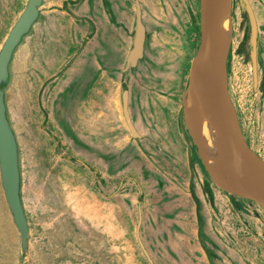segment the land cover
Returning a JSON list of instances; mask_svg holds the SVG:
<instances>
[{
	"label": "rangeland",
	"instance_id": "obj_1",
	"mask_svg": "<svg viewBox=\"0 0 264 264\" xmlns=\"http://www.w3.org/2000/svg\"><path fill=\"white\" fill-rule=\"evenodd\" d=\"M127 1L130 17L122 23L128 37L111 30L105 53L113 38L125 51L131 48L135 0ZM138 1L147 32L144 60L121 81L140 104L131 111L139 142L122 115L121 85L100 69L99 41L89 47L93 74L104 81L94 87L98 101L90 114L80 102L86 81L80 69L88 60L82 56L68 72L71 85L60 101L59 71L47 75L38 64L47 41L37 26L16 48L4 92L29 238L22 257L0 181V264H149L138 243L139 214V237L153 264H264V209L214 185L183 119L182 97L200 43L199 0ZM247 1L264 22L259 1ZM13 4L0 15V48L19 16ZM230 22L228 90L243 139L264 160V84L252 76L240 0H232ZM72 36L59 40V53L72 41L77 54L84 48ZM122 68L111 70V78L121 79ZM107 151L106 166L101 155Z\"/></svg>",
	"mask_w": 264,
	"mask_h": 264
},
{
	"label": "water",
	"instance_id": "obj_2",
	"mask_svg": "<svg viewBox=\"0 0 264 264\" xmlns=\"http://www.w3.org/2000/svg\"><path fill=\"white\" fill-rule=\"evenodd\" d=\"M250 17L253 34L256 33L254 15L247 0H240ZM264 5V0H259ZM42 0H27L23 11L10 28L0 48V181L4 199L12 222L20 236L19 249L27 255L29 228L21 198V172L16 136L7 116L4 85L9 79V65L16 48L28 36L39 18ZM200 43L192 59L187 87L182 97L183 119L197 148L200 162L211 181L220 190L253 202L264 209V185H250L242 172V165L258 169L264 175V161L248 146L242 137L237 114L228 90L227 56L218 47L217 40L225 16H231L232 0H199ZM136 30L127 67L135 66L142 58L145 30L141 22L140 4L136 0ZM207 71L213 77V93L202 95L200 86ZM123 116L133 138H138L128 112V92L122 94ZM196 106L193 120L187 121L185 111ZM217 122L221 135L217 172L208 168L206 146L201 135L203 121ZM141 214L137 225V238L149 264H153L139 237Z\"/></svg>",
	"mask_w": 264,
	"mask_h": 264
},
{
	"label": "crops",
	"instance_id": "obj_3",
	"mask_svg": "<svg viewBox=\"0 0 264 264\" xmlns=\"http://www.w3.org/2000/svg\"><path fill=\"white\" fill-rule=\"evenodd\" d=\"M26 3L27 0H14L12 7L19 11L17 13L20 15ZM9 5L10 0H0V15L7 11ZM39 10V18L34 27L37 26L39 34L46 39L47 43L42 48L43 52H38L42 54V56H38V64H40L43 71H47V75H52L48 72V69L59 71L55 77L58 80L56 84L59 90L57 100H59L64 96V94H60L63 91L62 89L71 85V77H69L68 72L72 70L71 68L82 56L84 60L88 61L84 63V68L80 70H84L86 78L91 74L93 70V47L91 50L89 44H92L93 40L101 38V41L106 46L108 45V41L104 39L109 38L108 32H111V30L117 31L114 28L115 26L111 24V19L114 18L115 20L118 17L117 9L116 6H112L113 15H111L107 0H42ZM34 27L30 34L34 31ZM70 34L73 35L72 39L75 38L77 41L85 42L84 48L79 50V54H77L75 49L77 43L72 41L69 44L67 43L59 53L58 45H62L58 43L59 40H68ZM124 36L128 37L127 33ZM57 39L58 41H56ZM116 40V38H113L111 45L108 47L110 55L106 58V68L109 70L119 69L122 59L125 58L126 51L120 49ZM38 49L41 50V47ZM56 55L59 57H55Z\"/></svg>",
	"mask_w": 264,
	"mask_h": 264
},
{
	"label": "flooded vegetation",
	"instance_id": "obj_4",
	"mask_svg": "<svg viewBox=\"0 0 264 264\" xmlns=\"http://www.w3.org/2000/svg\"><path fill=\"white\" fill-rule=\"evenodd\" d=\"M135 1H134V7H135ZM107 2H108V6H109V9H110V14L111 15H113L112 6L113 7L116 6V9H117L116 12H117L118 17L116 18L117 20L115 19L116 22H115L114 18H112L111 19V22H112L111 24H113L115 26L114 28H116L118 33L123 32V34L121 35L123 37V35L125 34L126 31H125V27H124L122 22L126 23V18L130 17V12H131L130 11V7L128 5V1L127 0H107ZM105 3H106V1H105ZM259 3H260V1H259ZM260 4H261V6H262V8L264 10V5L262 3H260ZM140 9H141V5H140ZM251 10H252L253 15H254V11H253L252 8H251ZM246 14H247V20H248L247 24H248V30H249V34H248L249 45H251L250 67H251V72H252V76H253L254 81L258 82V84L260 86L261 84H264V22L259 21L258 18H256V16L254 15V23H255V27H256V33L254 35L253 34L252 23L250 21V17H249L247 12H246ZM141 22H142V24L144 26V30H145V40H144V47H143V55H142V58L137 61L136 65L134 67L131 66V65H129L127 67V59H128L129 53H130V51L132 49L133 41H134V38H135V30H136V7H135V29H134V34H133V40H132L131 48L128 51H126L127 52L126 53L127 56L122 59V64H121V65H123L122 70L118 71V73L121 76L120 77L121 79H118L117 78L118 76L116 78L115 77L111 78V76L109 75L111 70L106 68L107 67L106 58L110 54L108 53V50H106V53L104 52L105 51L104 46H106V45L104 44L103 41H101V38H97L96 39L97 42L98 41L100 42V48L102 47L101 48L102 52H99V53H100V57L102 58L101 65L102 64L103 65H102V68L100 67V69L106 71L105 75H107L108 79L113 80L114 84H116L118 82L121 85V91H122V93H121V109H122V115H123L122 94H123L124 91L128 92V112H129V115H130V120L132 122V125L134 126V129H135L136 133L138 134V138H133L131 134H130V136H131V139L133 141H135V142L141 141L142 137L140 136L139 128L136 125L135 117L132 116L131 111L133 109H135V108H139L140 109V104L135 103V99L132 98L130 90H128L127 87H126V83H125L126 79H124L125 80L124 82L121 81V80H122V77L127 76L129 73H132L135 70H137L138 67H139V64L141 62H143V60H144V51H145V45H146V40H147V32H146V28H145V25H144L143 20H142V9H141ZM104 40H106V39H104ZM245 40H247V38ZM118 45H119V43H118ZM120 49L125 51V49L123 47H120ZM92 54H93V56H92V60H93L92 67H93V70H94L95 63H96V60L94 61V58H95L94 51H93ZM93 70H92L91 74L86 78V81L84 82V96L80 97V102L81 103L85 102L86 105L89 107L88 114H90V111H92V108L94 106V104H93L94 99H95L94 87L97 86L100 82L104 81L103 75L101 74V75H98L97 77H95L96 75L94 76ZM8 81H9V79H8ZM8 81H7V83H8ZM108 89H109V84H108V87L106 85V90L108 91ZM101 97L104 100V96H101ZM95 100L98 101L97 98ZM233 106H234V104H233ZM123 118H124V116H123ZM102 121H103V119L101 120V122ZM124 121H125V119H124ZM141 123H142V121H141ZM144 123H147L146 119L144 120ZM125 124H126V122H125ZM127 129H128V127H127ZM128 131H129V129H128ZM129 133H130V131H129ZM101 157H102V161L107 166L108 163H109L108 159L111 158L108 155V151L106 153H103L101 155Z\"/></svg>",
	"mask_w": 264,
	"mask_h": 264
},
{
	"label": "bare ground",
	"instance_id": "obj_5",
	"mask_svg": "<svg viewBox=\"0 0 264 264\" xmlns=\"http://www.w3.org/2000/svg\"><path fill=\"white\" fill-rule=\"evenodd\" d=\"M231 17V16H230ZM230 17L225 16L222 29L220 31L217 44L222 53L225 55V51L230 43L231 36V22ZM226 56V55H225ZM213 77L210 71H207L205 78L200 86L199 92L202 95H211L213 93ZM196 115V106H193L185 111V118L187 121L194 119ZM217 122L212 120L210 122L203 121L200 131L202 138L206 146L208 168L211 173L217 172L218 166V153L221 143V135ZM242 172L247 182L252 186L264 185V175L256 168H252L248 165H242Z\"/></svg>",
	"mask_w": 264,
	"mask_h": 264
}]
</instances>
